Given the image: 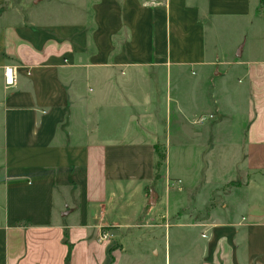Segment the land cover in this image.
<instances>
[{"label":"crops","instance_id":"obj_1","mask_svg":"<svg viewBox=\"0 0 264 264\" xmlns=\"http://www.w3.org/2000/svg\"><path fill=\"white\" fill-rule=\"evenodd\" d=\"M0 264H264V0H0Z\"/></svg>","mask_w":264,"mask_h":264},{"label":"rangeland","instance_id":"obj_2","mask_svg":"<svg viewBox=\"0 0 264 264\" xmlns=\"http://www.w3.org/2000/svg\"><path fill=\"white\" fill-rule=\"evenodd\" d=\"M30 8H33L32 3L30 4L29 8H28V6L22 8V10H23L22 12H23V14L25 16H28L27 14H28ZM198 90H199L198 91V95L196 96V98L194 99V101L192 103L193 107H194V112L195 113L209 112L210 108L212 106H210L208 104L207 100L205 99V96L203 97L202 93L200 92V91H202V85L199 84ZM207 117H210V116H206V115L205 116H201L198 119L197 124L198 125L203 124L208 119ZM203 118H205V121L204 122H200V119H203ZM229 119H230V121L232 123H235L234 118H229ZM236 123H237V121H236ZM239 130H241V129H239ZM234 135H235V137L236 136H240V135H237L236 133ZM198 136H200V135H198ZM218 137H220V136H218ZM200 138H202V137L200 136ZM200 138H198V139H200ZM163 153H166V151L164 150ZM222 153H224V152H222ZM232 171L233 172L230 175H228V178H227L228 180L227 181H239V180L245 181V179H244L245 176H244V174L242 175L240 173V168L239 167H235L234 170L232 169ZM196 172L200 173V175H205V174L208 173L207 169H202L199 166H196ZM210 174H212V173H210ZM149 196H150V199L151 198L153 199L155 197V193L151 192Z\"/></svg>","mask_w":264,"mask_h":264},{"label":"built area","instance_id":"obj_3","mask_svg":"<svg viewBox=\"0 0 264 264\" xmlns=\"http://www.w3.org/2000/svg\"><path fill=\"white\" fill-rule=\"evenodd\" d=\"M18 83V76H17V72L14 68H7L6 69V76H5V85L6 88L8 89H12L14 87L17 86ZM205 118L200 119V122H204ZM109 238V234L108 233H104L102 234L100 241H105Z\"/></svg>","mask_w":264,"mask_h":264},{"label":"trees","instance_id":"obj_4","mask_svg":"<svg viewBox=\"0 0 264 264\" xmlns=\"http://www.w3.org/2000/svg\"><path fill=\"white\" fill-rule=\"evenodd\" d=\"M161 162H162V158H160V163L159 164H161Z\"/></svg>","mask_w":264,"mask_h":264}]
</instances>
